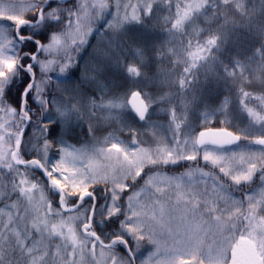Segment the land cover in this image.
I'll list each match as a JSON object with an SVG mask.
<instances>
[{"label":"snow or ice","instance_id":"1","mask_svg":"<svg viewBox=\"0 0 264 264\" xmlns=\"http://www.w3.org/2000/svg\"><path fill=\"white\" fill-rule=\"evenodd\" d=\"M156 3L112 0L113 19L108 27L113 40L128 24H150L148 17L156 18ZM159 3L167 7L169 15L163 22L169 33L183 38L178 91L185 90L190 78H195L193 69L201 62L203 67L221 65L220 78L237 90L236 99L251 123L237 127V132L220 128L197 134L186 110L177 114L170 108L168 128L172 135L155 148L141 147L137 135L142 133L125 124L135 148L112 134L103 141L94 138L91 152L70 150L62 138L61 125L68 127L80 120L82 97L77 88L50 86L49 73L64 74L75 65L74 54L108 13L110 2L27 0L0 5V113L5 117L0 119V177L6 176L0 180V200H4L0 264H136L137 252L145 241L154 251L141 264H264V95L245 90L246 84L257 79L264 87V0ZM202 16L213 23L204 29L194 27ZM186 24L191 31L185 29ZM240 31L249 33L259 45L253 55L243 61L218 60L216 54ZM169 52L179 55V50ZM137 54L143 58V52L137 50ZM117 62L133 85L138 83L137 77L147 79L135 62ZM90 78L86 73L85 79ZM53 89L61 94L50 96ZM98 99L88 101L90 117L103 109H127L134 114L133 119L155 128L158 126L151 122L149 109L166 97L129 88L121 96ZM253 99L259 101V111L246 103ZM227 104L226 97L222 113ZM204 119L207 122V114ZM225 122H229L227 117ZM88 130L93 131L91 124ZM26 132L31 135L26 136ZM241 140L260 147L239 145ZM50 151L54 160H49ZM101 158L105 163L97 162ZM199 161L217 171H204ZM182 162H188L186 175L191 177L195 168L211 182L214 198L209 197L207 187L197 190L186 185L182 177L160 178L164 168ZM37 170L46 179L37 177L32 182L29 176ZM141 178L142 184L138 183ZM254 179L259 181L253 190L256 194L244 192L242 186L251 188ZM38 184L37 198L33 191ZM45 184L57 201L55 208L45 193ZM232 191L244 195L234 199ZM10 200L13 202L8 203ZM120 251L126 255L121 256Z\"/></svg>","mask_w":264,"mask_h":264},{"label":"trees","instance_id":"2","mask_svg":"<svg viewBox=\"0 0 264 264\" xmlns=\"http://www.w3.org/2000/svg\"><path fill=\"white\" fill-rule=\"evenodd\" d=\"M69 2H73V0H69ZM109 2L110 9L108 13L93 26L92 33L88 36L87 43L80 52L74 54L75 65L64 74L56 71L49 73L52 77L50 86L56 87L58 85L61 89L77 88L82 97L81 104L83 107L81 108L80 120L74 121L68 127L61 125V135L68 148L91 152L92 145L95 142L94 138L103 141L112 134H115L120 141L135 148L137 145L130 143L132 134L124 130L125 124L138 128L139 133H142L137 135V143L140 146L151 145L150 141L154 140V137L146 129L148 124L139 121L137 118L133 119L134 114L129 113L127 109H103L96 111L94 116H89V100L97 98V102H99L98 98L101 96L105 99L121 96L129 88L133 90L143 88L149 94L166 97L160 103L152 105L150 117L153 124L166 127L165 131L168 136L172 135L168 128L170 123L168 110L170 108H175L177 114H180L182 110H186L188 121L197 134L201 130L210 128H227L230 131L237 132V127L249 126L251 118L246 112L242 111L236 99L237 90L227 87L220 78L222 75L221 65L212 64L209 67H203V62H201V66L193 69L196 73L195 78H190L185 90L178 91L176 82L183 74V61L180 58L184 55L183 38L179 33H176L175 36L169 33L168 25L163 22L164 17L169 15L164 4L159 3V0H157V3L153 5L156 18L148 17L152 22L146 27L140 24H128L125 26L123 33L113 40V31L108 27L113 19L112 0H109ZM184 2H193V0H184ZM250 2L251 0H246V3ZM256 2L258 3L259 0H256ZM21 3H27V0H0V5ZM132 3H136V0H132ZM157 8L160 11H156ZM212 23V20L202 16L197 20L194 27L204 29ZM185 29L191 31L187 24ZM22 31H27V29ZM258 47L259 45L254 43L253 37L249 33L240 31L216 55L218 60L224 62L234 58L243 61L251 57L254 48ZM169 49L179 50V55H174L173 52H169ZM137 50L144 53L143 58L137 54ZM118 60L128 65L135 62V66L141 68L147 79L143 75L137 77L135 79L138 83L133 85L127 72L118 64ZM86 73L91 77L90 79H85ZM249 80H252L251 75ZM82 81L83 83H81ZM20 83L22 84L23 81H20ZM245 90L253 92L254 95H264V87L258 79L252 85L246 84ZM54 94L60 95L61 93H55V89H53L50 96ZM226 97L228 104L226 111L222 113L220 107ZM246 103L249 107L259 111V101L253 99L252 101H246ZM205 114L208 116L207 122L204 119ZM106 117L110 119L107 120ZM225 117H227L228 123L225 122ZM4 118V114L0 113V119ZM90 124L93 128L91 133L88 130ZM256 131L257 129H253V132ZM30 135L31 132H26V136ZM247 143V141L241 140L239 145ZM48 157L49 160L56 158L52 151L48 153ZM203 166L209 169V167ZM183 168L184 170L188 169V163L184 164ZM211 171L217 170L211 169ZM37 177L40 180H45V177L38 170L35 175L29 176V179L36 182ZM0 180H6V176L0 177ZM44 187L48 199L52 201V206L55 208L57 205L56 199L47 190L46 184ZM33 195L39 197V184L38 189L33 191ZM13 200H15V196ZM12 202V200L8 201V203ZM3 210L4 200H0V211ZM21 215H23V211H21ZM64 215L68 216L69 213L65 212ZM104 230L112 231L111 228H105ZM142 245L137 252L136 264H141L143 258L152 249L151 244L146 241L142 242ZM97 253H99V248ZM119 254L121 256L126 255L123 251H120Z\"/></svg>","mask_w":264,"mask_h":264},{"label":"rangeland","instance_id":"3","mask_svg":"<svg viewBox=\"0 0 264 264\" xmlns=\"http://www.w3.org/2000/svg\"><path fill=\"white\" fill-rule=\"evenodd\" d=\"M149 115H150V109H149ZM107 120H109L110 118L106 117ZM117 120L119 118H116ZM157 125V124H155ZM158 127H155V128H152V127H146V129L149 131L148 133L150 135H153L154 137V140L150 141V144L151 145H147V146H141V147H144V148H155L157 146V144L159 143V141L163 140V139H166L167 137L170 138L171 136H168L166 134V127L162 126V125H157ZM245 146L247 147H251L252 149H258L260 146L259 145H248L247 144H244ZM233 149H238V145L237 146H234L232 147ZM71 150V148H69ZM98 163L100 164H103L105 163V161H103V159H99L97 161ZM188 162H182L181 164H178V165H175V166H168L166 168H164L162 171H163V175L160 177L161 179H166V178H171V177H182L183 178V182L187 185V184H191L193 185L197 190H203L205 187L208 188L209 190V197L210 198H214V193L212 192V185H211V182L210 181H207L206 178H203L201 177L197 172H196V169L193 168L192 169V172H193V175L191 177H189L188 175H186V173L189 171V168L188 169H185L184 170V164H187ZM203 165H205L202 161H199V167L200 168H203L204 171H211V166L210 165H205L208 168L204 167ZM213 170H217V169H213ZM149 169L148 168H145V172H148ZM153 171H155L153 169ZM213 172H216V171H213ZM142 179L141 178V181H138V183H141L142 184ZM259 184V181L254 179L253 181V184L251 186V188L247 187L245 188V186H242L244 187V192H252L253 194H256V192H253L254 189H257V186ZM231 195L234 199H239L241 198L244 193H241V192H235V191H232L231 192ZM222 203V202H221ZM177 212L181 211V209H177L176 210ZM217 239H219V237H217ZM207 242H211V237H209L208 241ZM152 246V249L146 254V256L143 258V260H147L148 256L151 255V253L154 251V246Z\"/></svg>","mask_w":264,"mask_h":264},{"label":"water","instance_id":"4","mask_svg":"<svg viewBox=\"0 0 264 264\" xmlns=\"http://www.w3.org/2000/svg\"><path fill=\"white\" fill-rule=\"evenodd\" d=\"M212 130H216V129H212ZM240 143V142H239ZM234 146H236V145H233V146H231V147H234ZM46 179V178H45Z\"/></svg>","mask_w":264,"mask_h":264}]
</instances>
